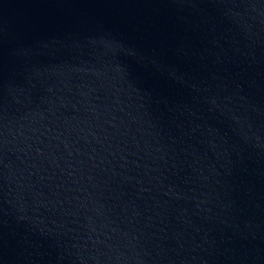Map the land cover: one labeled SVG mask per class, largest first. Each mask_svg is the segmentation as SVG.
I'll use <instances>...</instances> for the list:
<instances>
[{"label":"water","instance_id":"water-1","mask_svg":"<svg viewBox=\"0 0 264 264\" xmlns=\"http://www.w3.org/2000/svg\"><path fill=\"white\" fill-rule=\"evenodd\" d=\"M0 264H264V0H0Z\"/></svg>","mask_w":264,"mask_h":264}]
</instances>
